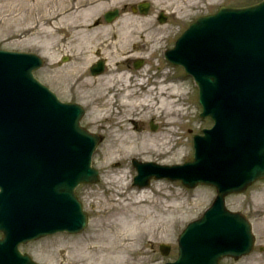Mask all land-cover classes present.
Segmentation results:
<instances>
[{
	"label": "rangeland",
	"instance_id": "obj_1",
	"mask_svg": "<svg viewBox=\"0 0 264 264\" xmlns=\"http://www.w3.org/2000/svg\"><path fill=\"white\" fill-rule=\"evenodd\" d=\"M139 1L45 0L43 11L26 16L15 5L12 9L13 0H0V48L44 56L46 65L35 75L62 99L83 104L87 114L82 125L103 136L93 156L100 179L77 187L89 216L87 228L80 234L58 233L21 246L42 264H164L177 256L178 234L216 196L214 187L191 189L168 179L153 180L142 191L133 185L136 170L131 159L175 164L193 158L194 134L213 121L200 115L194 79L181 66L167 63L163 52L197 16L222 5L245 6L256 0H149L148 16L139 14L132 20L131 5ZM69 6L73 8L68 11ZM114 7L128 15L121 14L110 25L104 13ZM161 11L168 15L165 23L156 20ZM66 55L70 60L62 61ZM139 55L146 59L141 68L131 65L128 74H118L116 69H126L127 57L136 60ZM100 59L106 61V70L94 76L90 68ZM149 69L154 78L148 76ZM112 71L120 77L109 78ZM106 77L111 86L98 100L96 86L103 87ZM148 81L157 86L147 85ZM168 85L171 88L161 93V87ZM127 101L139 104L131 107ZM103 102L113 107L97 110ZM122 201L129 204L127 210L110 207ZM227 205L250 218L256 245L249 256L223 263L264 264V179L227 197ZM161 244L169 246L168 255L162 254Z\"/></svg>",
	"mask_w": 264,
	"mask_h": 264
},
{
	"label": "water",
	"instance_id": "obj_2",
	"mask_svg": "<svg viewBox=\"0 0 264 264\" xmlns=\"http://www.w3.org/2000/svg\"><path fill=\"white\" fill-rule=\"evenodd\" d=\"M166 56L195 77L201 115L215 124L195 135L191 161L133 159L134 184L167 177L216 186L212 206L179 235L178 258L166 264H220L254 243L251 223L226 208L225 196L264 177V0L199 16ZM43 63L34 53L0 49V264H40L22 243L82 231L88 216L76 187L99 180L91 163L101 136L81 126V105L61 102L34 76ZM102 68L100 61L93 72Z\"/></svg>",
	"mask_w": 264,
	"mask_h": 264
},
{
	"label": "bare ground",
	"instance_id": "obj_3",
	"mask_svg": "<svg viewBox=\"0 0 264 264\" xmlns=\"http://www.w3.org/2000/svg\"><path fill=\"white\" fill-rule=\"evenodd\" d=\"M44 1L45 0H13V2H12V4H11V7H12V9H14V5H15V8L16 9H18L19 11H21V12H24L25 14H26V16H31V15H33L35 12H41V11H43L44 10V7H45V3H44ZM73 8V6H69L68 7V11L70 10V9H72ZM97 8L95 7L94 8V10H96ZM99 9H101L100 8V6H98V11H99ZM9 20V19H8ZM114 72L115 71H112V73H109V74H112L111 76H109V78L111 77H120V76H114L113 74H114ZM118 74H121V75H123V74H128L127 72H118ZM102 78V77H101ZM108 78L106 77V79L105 80H107ZM109 80V79H108ZM105 81V82H103V87H101V86H96V88L99 90V91H97V92H99V95H98V97H97V99L99 100V98H105L106 96H107V92H108V90H109V88L107 89V87H109V86H111V83L109 84V81ZM120 81V80H119ZM99 87V88H98ZM102 88V89H101ZM171 88V85H168V86H162L161 87V90H162V92L161 93H164V92H167V90H169ZM163 95V94H162ZM165 98H166V96L164 97V99L163 100H165ZM133 101H131L130 102V104H129V102L127 101V105L128 106H131V107H133V106H136L137 104H139V103H132ZM108 103V102H107ZM110 106H111V108L113 107L112 106V104L111 103H108ZM109 105H106V103H102V104H98L97 106H96V108H97V110H103V108H108V107H110ZM142 105V104H141ZM173 111V108H171V106H170V109H169V112H170V114H171V112ZM174 112V111H173ZM126 133H129V132H126ZM123 179H125V175H123V176H121ZM142 191H144L143 189H142ZM143 193V192H142ZM126 195V194H125ZM108 204V203H107ZM118 205H120L121 207H120V209L121 210H127V208L129 207V204H126V203H123V201L122 202H119L118 204H111V206L110 207H112V208H117L118 207ZM129 248H131V246H127V248L126 249H129Z\"/></svg>",
	"mask_w": 264,
	"mask_h": 264
},
{
	"label": "flooded vegetation",
	"instance_id": "obj_4",
	"mask_svg": "<svg viewBox=\"0 0 264 264\" xmlns=\"http://www.w3.org/2000/svg\"><path fill=\"white\" fill-rule=\"evenodd\" d=\"M139 3H137V4H134V5H131V13L133 14V16L134 17H130L132 20H134V19H136L135 17H139L138 15L140 14L141 16H140V18L141 17H143V16H148V14H149V12H150V10H149V12L147 13V15H143L142 13H141V7L138 5ZM125 6H127L126 4H125ZM124 7V6H123ZM117 7H114L113 9L111 8L110 10H113V11H115V9H116ZM121 14H124V11L122 10H119V17L117 18V20L120 18V16H121ZM124 15H128V14H124ZM159 14L157 15V17H156V20H158V21H160L159 20ZM105 19V18H104ZM166 19H168V17L166 16ZM116 20V21H117ZM105 21H107L106 19H105ZM98 24L100 23V20L97 22ZM113 24H114V22H113ZM120 30V29H119ZM136 45V44H135ZM145 47V45H143V47L142 48H144ZM134 48H136L135 46H133V49ZM139 58H141L142 57V55H139L138 56ZM139 58H136V60L135 59H132V58H130V57H127V59H126V63H128L127 64V66H131V65H133L135 68L137 67V64H139V63H142V65L141 66H143V64H145V62H146V59H143V58H141V59H139ZM70 60V57L69 56H63V58H62V61H69ZM130 62H132V64L130 63ZM60 65L62 64L61 62L59 63ZM105 65H106V61H105ZM140 66V67H141ZM105 70H106V67H105ZM148 76H152V74H150V75H148ZM152 77H154V76H152ZM71 101H75L74 99H71ZM261 249H264V247H261ZM243 258V257H242ZM229 259H233V258H229ZM241 258H239V259H233V260H237V261H239Z\"/></svg>",
	"mask_w": 264,
	"mask_h": 264
}]
</instances>
